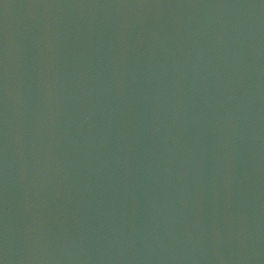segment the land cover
Segmentation results:
<instances>
[{"label":"water","instance_id":"water-1","mask_svg":"<svg viewBox=\"0 0 264 264\" xmlns=\"http://www.w3.org/2000/svg\"><path fill=\"white\" fill-rule=\"evenodd\" d=\"M0 264H264V0H0Z\"/></svg>","mask_w":264,"mask_h":264}]
</instances>
